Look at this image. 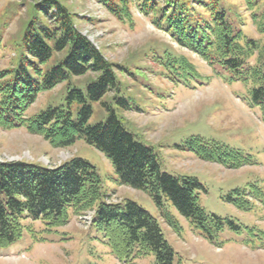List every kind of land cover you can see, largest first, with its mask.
<instances>
[{"label":"rangeland","instance_id":"obj_1","mask_svg":"<svg viewBox=\"0 0 264 264\" xmlns=\"http://www.w3.org/2000/svg\"><path fill=\"white\" fill-rule=\"evenodd\" d=\"M39 1L0 0V71L15 62V43L23 23L36 16L42 20L32 5ZM205 1L207 16L215 6L234 30H241V43L252 39L258 45L257 51L264 54V0ZM59 2L76 16L74 22L80 34L100 49L109 62L122 67V71H116L118 96L126 100L129 109L116 104L109 93L91 105L89 124L105 121L107 111L101 103L106 104L136 141L152 148L162 172L195 178L202 187L197 191L199 206L208 214L231 220L241 231L236 233L226 226L215 243H209L170 202L165 201L160 211L143 192L117 186L110 162L81 140L70 147L53 148L23 128H0V162L21 161L55 168L80 158L95 167L102 190L111 200L135 202L157 221L175 252L176 264H264V115L248 104L251 85L232 81L229 73L212 69L199 56L180 48L152 25L135 2L131 20L125 22L114 18L95 0ZM164 48L186 57L200 77L178 76L173 68L164 66V56L153 52ZM249 64H258L257 52ZM92 77L71 78L38 95L26 116L32 117L48 107L64 106L73 85L85 92ZM192 137L237 150L249 156L252 165L227 169L178 148ZM242 198L249 200L247 212L234 206ZM91 215L88 212L80 220L70 214L68 224L51 233L45 232L39 222L33 223L15 245L0 249V264H124L110 253L101 233L86 225ZM166 215L176 221V230L166 223ZM31 223L29 220L25 224L30 227ZM153 263L154 258L149 256L133 264Z\"/></svg>","mask_w":264,"mask_h":264},{"label":"trees","instance_id":"obj_2","mask_svg":"<svg viewBox=\"0 0 264 264\" xmlns=\"http://www.w3.org/2000/svg\"><path fill=\"white\" fill-rule=\"evenodd\" d=\"M95 1L121 22L131 20L135 2L152 25L180 48L199 56L212 69L229 73L232 81L250 84L248 102L264 115V54L257 51L258 45L252 39L241 43V30H234L215 6L207 16L205 0ZM32 5L42 20L36 16L23 23L15 43V62L0 71V128H23L53 148L70 147L81 140L110 162L117 186L143 192L160 211L165 201L170 202L209 243H215L226 226L239 233L241 228L231 220L208 214L199 206L197 191L202 187L195 178L162 172L152 148L136 141L106 104L101 103L107 111L105 121L89 124L91 105L109 93L116 104L129 109L126 100L118 96L116 71H122V67L109 62L100 49L80 34L74 22L76 16L59 0H40ZM153 52L161 53L165 59L162 64L173 68L176 75L200 77L195 66L172 49ZM255 52L258 64L250 65ZM89 75L93 77L85 92L73 85L64 106L48 107L32 117L26 116L38 95L71 78ZM178 148L227 169L252 164L249 156L201 137H192ZM109 199L95 167L80 158L55 168L21 161L0 162V249L15 245L33 223L39 222L45 232L51 233L65 227L70 214L78 218L92 212L90 227L101 233L119 262L133 264L152 256L153 264H176L175 252L149 213L130 200L112 203ZM234 206L243 212L250 210L245 198L238 199ZM164 217L176 230V221L168 215ZM29 220L30 227L25 224Z\"/></svg>","mask_w":264,"mask_h":264}]
</instances>
